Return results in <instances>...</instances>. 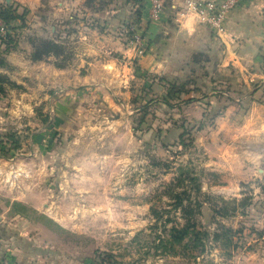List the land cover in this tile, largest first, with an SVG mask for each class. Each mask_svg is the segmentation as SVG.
Returning a JSON list of instances; mask_svg holds the SVG:
<instances>
[{
    "label": "rangeland",
    "instance_id": "374dc122",
    "mask_svg": "<svg viewBox=\"0 0 264 264\" xmlns=\"http://www.w3.org/2000/svg\"><path fill=\"white\" fill-rule=\"evenodd\" d=\"M0 3L19 14L25 10L23 22L15 19L0 34V52L9 35L5 60L25 40L32 62L21 71L11 70L8 61L0 66L6 70L0 72V217L35 244L30 259L27 242L20 240V264H264V155L250 161L245 150L260 143L264 151L263 139H233L236 130L228 124L221 133L230 148L217 157L219 148L203 145L206 137L197 138L200 130L186 114H174L180 98L172 84L149 75L125 86L104 79L113 89L106 92L110 99L70 102L59 90L63 86L46 82L49 67L74 63L65 44L54 41L62 48L59 56L31 59L47 41L46 0L30 7L19 0ZM130 23L121 27L124 41ZM221 86L215 84L211 94L227 95L244 114L253 101L264 106V76L249 85ZM106 103L126 105L128 114L112 107L111 114L104 112ZM244 114L232 119L239 123ZM177 193L182 202L174 208ZM14 201L25 204L29 216L18 214ZM184 208L193 212L184 217ZM186 220H195L200 236L207 231L204 249L189 244L164 254L157 234L164 224Z\"/></svg>",
    "mask_w": 264,
    "mask_h": 264
},
{
    "label": "crops",
    "instance_id": "0c3cea01",
    "mask_svg": "<svg viewBox=\"0 0 264 264\" xmlns=\"http://www.w3.org/2000/svg\"><path fill=\"white\" fill-rule=\"evenodd\" d=\"M19 1L28 2L30 7L37 0ZM186 1L162 0L163 20L156 23L147 19V2L144 0H46V40L65 44L74 56V63L64 64L69 66L67 69L48 68L46 82L49 87L63 86L59 90L70 102L89 100L93 105L92 101L99 96L107 99L112 96V93L106 94L113 89L104 79L109 78L107 81L112 85H124L122 82H129L131 78L144 81L143 77L149 75L154 80L172 84L180 98L173 105L178 111L174 114L185 113L192 125L200 130L197 138L199 135L206 137L203 145L219 148L217 157L224 158L230 148V143L223 141L225 136L221 133L228 124L232 131L236 130L233 139L264 140L262 103L253 101L244 114L234 104L228 103L227 95L221 92L211 94L210 91L215 84L218 88L222 83L249 85L263 78L264 0H244L232 10L221 36L199 23L193 13L187 12ZM55 5L58 9L54 8ZM140 5V22L132 28L145 35L147 48L143 55L134 57L120 30L135 18ZM64 23L72 25V28L66 31ZM23 42L18 50L6 55L11 70L21 71L32 65L28 59L29 43ZM5 71L0 69V72ZM158 84L155 83V87ZM55 91L52 89L53 93ZM121 99L127 100L125 94ZM111 107L113 110L121 108V113L128 114V107L123 104L118 107L106 103L103 111L111 114ZM236 113L244 114L239 123L232 119ZM262 149L260 143L245 147L252 155L250 161L263 158ZM14 227L11 221L0 217V264H20V240L28 244L26 255L30 259L34 257L33 238H24V232Z\"/></svg>",
    "mask_w": 264,
    "mask_h": 264
},
{
    "label": "trees",
    "instance_id": "16d2710c",
    "mask_svg": "<svg viewBox=\"0 0 264 264\" xmlns=\"http://www.w3.org/2000/svg\"><path fill=\"white\" fill-rule=\"evenodd\" d=\"M141 8L142 5H140V8L137 9L136 16L131 20V25L138 24L140 22L141 17ZM0 16L3 19L4 23L6 25H11L15 19H18L20 21H24L25 16V10L23 13L16 12V9L12 7L11 4H1L0 3ZM131 26V30H129L127 33L131 34L133 32V28ZM12 29H15L14 26ZM7 39L3 40L2 42L6 43V46L3 50L0 52V66L6 64L5 60V54L10 50L8 43L11 41V38H9V35H6ZM62 52V48L59 46L57 42L47 40L42 47L38 48V50H34L31 54L32 60H40L44 56L49 55H60ZM64 64H60V66H63ZM3 74H0V81L3 80ZM173 88V86H172ZM3 90V87L0 85V91ZM14 134H9V137H13ZM181 143L186 145V143L180 139ZM3 141L0 140V146H2ZM174 200L172 203H174V208H177V205H179L182 202V198L180 195L174 194ZM13 209H16V212L18 214L29 216L28 210H30L25 204H23L20 201H14L12 203ZM156 212V211H155ZM192 210H189L188 208H184L183 214L184 217L187 215V213H192ZM49 219V218H48ZM162 233L157 234L158 237V246L162 248V251L164 254L169 255H175L177 254L178 248L182 247L183 249H187L188 245H192L193 247L197 248L198 246H201V250H203V242H201L202 236L207 233V231H200V229L197 227V224L195 220H186V222L180 226L172 225L169 228L166 227V225H163ZM263 233H264V227H263ZM218 234H214V238H217Z\"/></svg>",
    "mask_w": 264,
    "mask_h": 264
},
{
    "label": "built area",
    "instance_id": "2783aa9c",
    "mask_svg": "<svg viewBox=\"0 0 264 264\" xmlns=\"http://www.w3.org/2000/svg\"><path fill=\"white\" fill-rule=\"evenodd\" d=\"M244 0H187L185 8L187 12L194 14L196 20L208 26L214 34L221 36L226 29V18L236 7L240 6ZM147 19L149 22H161L163 20L162 0H147ZM130 37L126 42L133 51V56H141L146 52L147 41L145 35L132 29ZM6 32V24L0 18V34ZM2 242L0 239V256Z\"/></svg>",
    "mask_w": 264,
    "mask_h": 264
}]
</instances>
